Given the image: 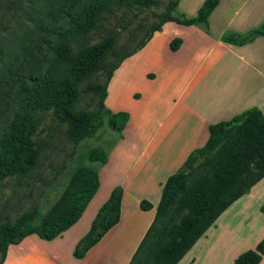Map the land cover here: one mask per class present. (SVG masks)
Returning a JSON list of instances; mask_svg holds the SVG:
<instances>
[{"label": "trees", "instance_id": "obj_1", "mask_svg": "<svg viewBox=\"0 0 264 264\" xmlns=\"http://www.w3.org/2000/svg\"><path fill=\"white\" fill-rule=\"evenodd\" d=\"M51 1L44 0L45 10H49ZM152 1L65 0L66 5L58 9L60 21L56 26L44 27L50 56L41 71H25L23 61L15 70L6 69L2 80L9 84L10 97L5 107L10 116L0 120V180L6 177H25L34 168L37 151L33 148L31 137L35 131V112L39 110H50L53 119L66 126L67 137L74 144L93 133L101 123L100 115L108 117L110 130L119 135L128 115L124 112L110 113L103 105L106 87L113 71L123 60L139 51L163 24L170 22L185 27L205 24L218 3V0H203L195 15L186 18L183 14L172 15L178 0H169L163 12L155 15L157 22L149 27L146 37L125 53L114 49L116 37L111 33L94 44L88 43L89 36L105 14H110L121 6L147 9ZM35 27L38 31L44 29L41 28V23H37ZM255 37L264 38V22L245 36L223 34L220 41L242 46ZM171 43L177 46L179 41ZM17 49L16 52L21 53L25 59L28 54L27 46L21 45ZM7 51L0 34V63ZM107 58L111 61L104 70ZM102 70L105 71L102 85L85 84L83 88V93L98 95L96 111L85 113L77 110L79 84ZM197 158L201 160L191 167ZM90 160L103 164L106 155L99 154V160ZM85 172L88 173V170ZM262 178L264 115L259 110L252 108L228 122L208 126L204 145L190 152L181 167L162 185L153 219L128 264H176L221 212ZM92 182V188L88 191L78 185L72 186L47 214L31 212L21 215L13 222L1 223L0 264L9 245L28 236L49 241L72 226L97 188L96 173ZM120 197L121 191L113 190L99 208L87 234L74 247L75 258L80 259L117 222ZM71 205L72 208L67 212ZM139 208L145 211L150 205L142 201ZM259 212L264 215V202L260 205ZM109 215L112 216L111 219ZM99 216L104 217L103 220L107 222L89 240ZM83 243L86 244L81 247ZM140 254L141 258L138 260ZM263 255L264 237L253 249L237 255L232 264H258Z\"/></svg>", "mask_w": 264, "mask_h": 264}, {"label": "crops", "instance_id": "obj_2", "mask_svg": "<svg viewBox=\"0 0 264 264\" xmlns=\"http://www.w3.org/2000/svg\"><path fill=\"white\" fill-rule=\"evenodd\" d=\"M261 1L264 6V0L254 5ZM256 12L248 1L241 3L228 28H241ZM157 33L119 64L107 84L104 108L124 112L128 119L98 165L97 188L79 219L52 240L28 236L9 245L1 264H128L153 219L162 185L190 152L204 145L208 126L252 108L264 115V49L253 53L263 37L233 46L221 42L220 33L213 45H180L164 56ZM116 189L121 191L117 222L75 258V245ZM142 201L150 205L148 210L139 208ZM263 202L264 178L221 212L176 264H232L264 237ZM258 264H264V255Z\"/></svg>", "mask_w": 264, "mask_h": 264}, {"label": "rangeland", "instance_id": "obj_3", "mask_svg": "<svg viewBox=\"0 0 264 264\" xmlns=\"http://www.w3.org/2000/svg\"><path fill=\"white\" fill-rule=\"evenodd\" d=\"M168 1L153 0L152 5L147 9L123 6L114 9L110 14L103 16L102 21L89 36L88 43L94 44L111 33L116 37L114 49L117 52L125 53L131 50L146 37L149 27L157 22L155 15L163 12ZM200 1L178 0L172 15L183 14L186 18H191L195 15ZM218 1L219 5L211 15L208 25L205 23L185 27L167 23L162 29L160 28L156 40H158L159 46L164 48L163 55L167 56L166 52H173L180 45L185 48H191L194 43L200 42L203 43L201 45L204 47L213 45L220 33L237 32L238 35L245 36L264 22V13L260 16L257 14V12L261 14L264 11V6H261L262 1L258 6L254 5L256 0ZM245 1H248L254 13L257 10L256 15L250 14L252 17L239 29L228 28V19ZM44 3V0H0V34L8 49L5 58L0 63V120L10 116L9 110L5 107L6 101H9L10 97V94L8 95L10 93L8 91L9 84L6 83V80H2L6 74V69L15 70L18 68V64L23 61V64L26 65L25 71L39 72L49 59L50 51L43 31L46 28L56 26V23L60 21L58 9L66 5V2L65 0H52L51 6L48 7L49 10L44 9ZM257 21L260 22L257 23ZM37 23H41V28L48 27L38 31L35 27ZM193 33H199V35L194 36ZM259 40H261V44L254 47L253 53L264 49V40ZM172 41H179V44L176 46L171 43ZM21 45L28 48L25 59L21 53H17V48ZM183 49L178 53L179 56ZM105 61L104 70L109 67L111 59L107 58ZM225 63H227V57ZM23 64L21 67L24 66ZM104 70L81 81L78 86L77 110L85 113L96 111L98 95L83 93V88L85 84L102 85L105 78ZM99 118L101 123L93 133L74 144L67 137L66 126L56 122L50 110L35 112V131L31 140L33 148L37 151L36 164L25 177H6L0 180V224L4 221L13 222L21 215L31 212L38 215L47 214L61 199L62 195L74 185L85 188L87 191L91 190L93 175L96 173L99 162H92L90 158L99 160V154L106 155L115 137V132L110 130L108 126V117L100 115ZM200 160L201 158H197L191 167L197 165ZM85 170H88V173ZM72 205L67 208V212L72 208ZM88 212L89 210L87 214ZM111 218L112 216L109 215V219ZM103 219L104 217L101 216L97 218L96 227L92 235L88 237L89 240L99 233L100 227H104L107 221ZM244 231L240 230L241 233ZM84 244L86 243H83L81 247ZM64 248L66 247L64 246ZM64 248L59 250L64 251ZM139 258H141V254L138 260Z\"/></svg>", "mask_w": 264, "mask_h": 264}]
</instances>
